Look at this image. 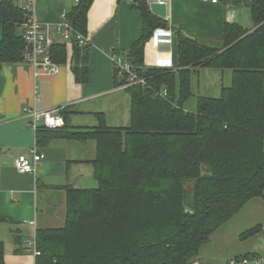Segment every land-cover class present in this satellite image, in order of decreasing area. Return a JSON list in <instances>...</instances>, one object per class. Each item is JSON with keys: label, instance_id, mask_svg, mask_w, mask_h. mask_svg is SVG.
I'll return each instance as SVG.
<instances>
[{"label": "trees", "instance_id": "trees-1", "mask_svg": "<svg viewBox=\"0 0 264 264\" xmlns=\"http://www.w3.org/2000/svg\"><path fill=\"white\" fill-rule=\"evenodd\" d=\"M19 1H0L2 65L24 63L27 17ZM92 3L81 0L67 13L73 36L87 35ZM132 3L141 12L144 33L124 57L137 72L145 70L148 85L128 89L129 127L102 123L71 134L96 141L97 186L65 189V225L37 230L36 264H192L219 228L249 202L264 198V0L246 4L252 27L226 23L221 43L179 34L178 70L145 67V46L166 23L146 0ZM72 42V71L84 85L90 45L80 48L75 37ZM53 51L55 62L67 61L66 44ZM203 69L231 71V84L222 86L219 97L193 92L192 77ZM192 98L195 104L189 105ZM58 131L40 128L39 143ZM261 230L255 227L242 239ZM0 264H6L2 242Z\"/></svg>", "mask_w": 264, "mask_h": 264}, {"label": "crops", "instance_id": "crops-1", "mask_svg": "<svg viewBox=\"0 0 264 264\" xmlns=\"http://www.w3.org/2000/svg\"><path fill=\"white\" fill-rule=\"evenodd\" d=\"M155 1L146 0L149 9ZM246 4L170 0L165 18L154 15L166 23L161 28L172 32V43L156 47L151 39L145 46V67L153 68L158 58H166L178 70L179 34L206 43H221L226 23L252 27L251 11ZM76 5L74 0H35V17L60 42L55 29L67 22V13ZM143 33V18L132 0H93L86 35L90 43L87 84L77 83L72 71L73 44L66 45L67 61L58 63L61 68L58 76L35 72L27 63L2 65L0 217L10 222H0V242L4 244L6 264H36V256L26 245L35 240L38 229L65 225V189L97 186L93 164L97 158L96 141L77 140L71 134L97 129L102 123L108 128L129 127L130 88H122L126 79L116 75L114 55L125 58ZM215 72L221 77V86L226 74L232 81V73ZM27 107L38 111L60 109L65 127L56 134L44 135L39 143L38 132L31 128L24 114ZM34 145L45 155V160L36 173L21 174L16 169L18 157ZM29 221H35V226L29 225ZM255 227L262 230L242 239L245 232ZM17 238L21 242L19 246L15 244ZM17 249L20 252L16 253ZM247 255L264 257V198L252 200L237 217L219 228L192 264H232L233 261L238 264Z\"/></svg>", "mask_w": 264, "mask_h": 264}, {"label": "built area", "instance_id": "built-area-1", "mask_svg": "<svg viewBox=\"0 0 264 264\" xmlns=\"http://www.w3.org/2000/svg\"><path fill=\"white\" fill-rule=\"evenodd\" d=\"M22 9L26 13V21L24 22L23 40L24 47V63L30 64L35 68V72H42L49 76H58L61 73L60 65L53 59V48L57 43L73 44V37L77 41L80 48L89 46L88 38L82 34H76L66 22L55 29L56 36L60 42L50 34V29L39 23L35 17V0H21ZM170 0H157L154 3L167 4ZM208 1V0H205ZM239 3H251L253 0H233ZM75 3H80L81 0H74ZM217 4L218 0H211ZM172 32L164 28H158L154 31L152 42L156 47L160 45H170L172 43ZM114 65L117 73L126 79V83L122 88L128 89L135 86H147L148 80L144 77V71H136L133 64L125 58L114 55ZM155 67L159 69H173L174 65L171 59L158 58ZM166 93V92H165ZM24 114L29 118L31 128L37 132L40 128H45L51 131H57L65 127V119L60 113V109H51L46 111H38L32 108H25ZM45 160V155L39 150L37 145H34L26 154L18 157L16 169L21 174H34L39 167L42 166ZM29 225L35 226V221H29ZM27 250L32 251L35 256L39 255L36 242L28 241ZM232 264H236L233 261ZM238 264H264V257L254 260L241 259Z\"/></svg>", "mask_w": 264, "mask_h": 264}, {"label": "rangeland", "instance_id": "rangeland-1", "mask_svg": "<svg viewBox=\"0 0 264 264\" xmlns=\"http://www.w3.org/2000/svg\"><path fill=\"white\" fill-rule=\"evenodd\" d=\"M215 71L213 69H206L202 74L192 77V90L196 96L219 97L222 89L221 82H219V80L221 81V77ZM226 72L231 73L230 70H226ZM224 78L225 83L223 86L229 87L231 84L229 74H226ZM197 85L200 86V89H198ZM190 101L189 105H193L196 100L192 98Z\"/></svg>", "mask_w": 264, "mask_h": 264}, {"label": "water", "instance_id": "water-1", "mask_svg": "<svg viewBox=\"0 0 264 264\" xmlns=\"http://www.w3.org/2000/svg\"><path fill=\"white\" fill-rule=\"evenodd\" d=\"M150 10L153 14L156 16H159L161 18H165L167 15V5L161 4V3H151L150 4ZM2 68V64L0 62V69Z\"/></svg>", "mask_w": 264, "mask_h": 264}]
</instances>
